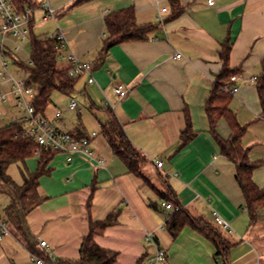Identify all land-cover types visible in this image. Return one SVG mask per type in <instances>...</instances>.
<instances>
[{
  "label": "crops",
  "instance_id": "crops-1",
  "mask_svg": "<svg viewBox=\"0 0 264 264\" xmlns=\"http://www.w3.org/2000/svg\"><path fill=\"white\" fill-rule=\"evenodd\" d=\"M32 1L37 4L31 13L32 27L39 20L38 25H46L50 30L43 36L61 32L67 47L60 54L72 53L79 60L92 63L94 82L88 83L82 76L75 84V97L80 102L77 112L80 115L86 106L94 116L98 113L102 117L97 119L99 132L93 147L95 154L103 158V166L95 167L80 156L69 160L65 154H55L48 164L50 174L39 180V193L47 197L44 202L63 197L61 208L70 209L75 204L74 214L85 215L87 228V199L97 189H111L103 205L91 203L90 217L98 221L109 214L117 216L115 225L108 227L105 234L118 229L127 244L136 246L133 264L141 256H152L157 248L165 251L161 264H205L203 255L207 263L211 257L217 262L212 243L200 232L191 227L187 230V226L172 239L159 228L173 211L163 209L160 203L168 202L165 197H172L191 217L213 224L231 244L227 262L223 264H264L256 245L264 236V209L251 224L235 181L234 166L220 155L209 133L204 110L215 76L221 70L219 51L228 38L229 66L238 68V79L234 82L238 91L232 94L229 107L238 123L246 125L241 144L248 148L249 159L262 161L253 171L252 179L258 187H264V118H260L256 83L249 81L257 80L264 71V0H213L212 5L208 0H90L73 7L70 6L74 0ZM45 3L53 17L43 20ZM126 8L133 9L137 26L152 25L153 29L144 41L112 46L99 62L98 53L106 37L104 17ZM162 8L166 11L161 12ZM5 47L12 54L9 51L12 44ZM60 59L63 64L60 69L69 67L66 60ZM118 83L128 90L123 99L113 93V86ZM105 98L128 140L147 160L142 166V178L127 171L101 135L100 122L105 120L107 109ZM54 113L47 114L46 109L45 116L53 119ZM187 116L193 138L180 148V134ZM69 131L77 136L88 134L81 122ZM215 131L222 139L231 134L224 119L217 122ZM99 138L107 150L98 143ZM155 161H161L162 167L156 168ZM24 166L27 172H34L38 157L28 158ZM0 192L8 197L3 208L5 215L11 200L10 188L0 184ZM214 211L228 224L226 232L214 224ZM23 225L27 227V215L22 226L8 228L15 240L18 235L26 237ZM56 228L47 231L54 232ZM81 232L80 242L87 229ZM146 233L154 234L155 244L145 242ZM44 234L42 230L35 231L32 243L42 251L38 241H46L51 251L52 242ZM140 236L144 245L139 243ZM182 237L190 243L184 246ZM28 242L24 240L22 247L34 263L26 248ZM104 248L116 251L106 245Z\"/></svg>",
  "mask_w": 264,
  "mask_h": 264
},
{
  "label": "trees",
  "instance_id": "trees-1",
  "mask_svg": "<svg viewBox=\"0 0 264 264\" xmlns=\"http://www.w3.org/2000/svg\"><path fill=\"white\" fill-rule=\"evenodd\" d=\"M12 1L19 13H24L26 10L32 12L37 5L32 0ZM88 1L90 0H74L70 7ZM103 21L106 37L103 39L98 53L99 62L103 61L105 54L112 46L125 42L144 41L147 39V34L153 29L152 25L137 26L132 8L111 12L104 17ZM32 24L31 14L28 24L30 37L28 65H24L9 53L7 55L11 56L13 62L26 73L27 85L33 87L36 91L31 101L32 106L37 113L45 116L46 109L52 103L53 93L59 92L68 97L72 96L79 77L69 76L66 72L68 67L58 68L59 41L49 35L35 36L32 32ZM230 49L231 43L227 38L219 51L221 70L215 76L204 104V110L209 123V133L220 155L234 166L235 181L243 195L249 221L253 224L257 219L258 212L264 209V187H258L252 179L253 171L262 164V161H251L249 159L248 148L243 147L241 144L246 125L238 123L235 114L229 107L232 94L225 91L224 85L232 84L231 77L238 73V68H230L229 66ZM256 91L261 109L260 118H264V71L257 79ZM106 108V118L100 122L101 135L106 139L113 155L123 162L127 171L142 178V166L147 160L128 140L114 113L107 106ZM220 119L226 121L231 131L228 139L220 138L215 131V126ZM180 138V148L187 145L193 138V130L188 116ZM36 149V144L23 134L19 123H9L0 127V184L10 188L11 200L5 209V218L11 222L12 226H22L24 217L47 199L46 196L39 193V180L41 177L50 174L51 168L48 167V164L57 153L40 151L38 168L34 173H29L25 169V161L34 156V150ZM14 163H18L22 169L23 183L21 185L14 183L6 173L8 166ZM91 189L94 190V185ZM91 195L87 199L85 208L87 232L81 239L76 260H52L43 250L40 251L33 243L28 242L26 248L30 254L41 258L45 264H115L118 252L99 246L95 238L102 236L108 227L115 225L117 216L109 214L103 220L93 221L90 217ZM165 199L173 209L164 223L168 235L175 239L183 228L191 227L212 243L215 249L214 257L218 261L227 262L231 244L218 232L216 227L201 218L191 217L172 197H165ZM143 258L144 256L139 257L135 264H142Z\"/></svg>",
  "mask_w": 264,
  "mask_h": 264
},
{
  "label": "rangeland",
  "instance_id": "rangeland-1",
  "mask_svg": "<svg viewBox=\"0 0 264 264\" xmlns=\"http://www.w3.org/2000/svg\"><path fill=\"white\" fill-rule=\"evenodd\" d=\"M38 24L39 20H37L32 27V32L35 36H43L44 34H46V32L48 33L50 31L46 28V25L44 27H41ZM49 26L51 25L49 24ZM50 34L52 33H49L47 35ZM4 44L10 46L12 44V41H10V39H7L4 41ZM63 53H61L60 56ZM13 55V57L15 59L18 58L21 63H23L24 65H28L30 56V37L26 38L23 43H20V49L17 52H14ZM60 56H58L57 58V66L59 68L63 66ZM7 63V71L12 77L20 80L26 79V73L22 70V68L16 65L13 60H11V58H7ZM0 94H4L6 98L4 101L0 100L1 127L11 123L13 120H18L21 117L22 112H20L16 107L14 96L10 93L9 84L2 82L1 77ZM76 94L77 93L74 92L72 96H76ZM79 101H81V99H79ZM68 102V96H65L61 93H54L52 103L47 108V114H53L55 110L61 112L64 123L67 125V130H73L75 126L79 122H81L88 134L92 132H99L97 119L102 120V117H100L98 113H96L94 116V114H92L88 109H86V106H84L85 108L81 109V113L79 115L77 110L71 111L68 109ZM97 141L98 143L103 144V148L107 150L104 145L103 139L99 138ZM6 173L15 183H22V169L18 163L10 164L6 170ZM41 183H43V180L40 181V185ZM110 193H112L111 189H97L91 195V203L96 206L103 205ZM62 200H65V198L62 197L59 199H54L49 203L44 202L36 209L32 210V212L27 214V227L23 225V233L24 235H26L25 238L22 235H18V237L16 238L17 240H15V238H13L10 234L2 237V239L0 240V264H34L31 261L29 254L22 247V243L24 242V240H28L32 243L35 231L38 230H42L45 233L43 237L46 239H50V241L52 242L53 249L49 252V255L52 256L53 260L57 259L73 261L77 259V251L80 243L79 239L82 233L81 231H85L87 229L85 224V215L74 214L75 204L73 205V208L71 207L70 209L66 207L61 208L60 204L63 203L61 202ZM7 203L8 197L4 193L0 192V221L5 222L8 228L12 230L13 227L11 222L7 221L5 215L3 214V208ZM56 226L57 228L54 230V232L47 231L48 228ZM82 226L84 227V230H82ZM220 228L222 231L226 232L224 228ZM162 229L163 232H166L164 227ZM187 230H190L189 227L187 228ZM104 234L105 232L103 233V235ZM120 234L121 232L117 229V231H113V233H106L102 239H96V242L99 245L101 244L100 246L102 247L106 245L107 247H112V249L118 251L117 262L115 264H133L136 257V246L134 244H127L125 238ZM139 239V243L141 245H144L145 242L143 241V236H140ZM182 241L184 246L190 243V240L186 237H182ZM256 245L258 250H261L264 257V236L261 237L260 243ZM201 258H203L202 261H206L205 264H223L218 260L217 262H214L212 257L209 263H207L208 261L204 257V255L201 256Z\"/></svg>",
  "mask_w": 264,
  "mask_h": 264
},
{
  "label": "built area",
  "instance_id": "built-area-1",
  "mask_svg": "<svg viewBox=\"0 0 264 264\" xmlns=\"http://www.w3.org/2000/svg\"><path fill=\"white\" fill-rule=\"evenodd\" d=\"M208 4L212 5L213 0H208ZM46 8L43 20L53 17V12L47 8V4H43ZM166 8H162L161 12H165ZM31 10H26L24 13H19L12 0H0V77L2 82L8 83L10 87V93L14 96L16 107L20 110L21 117L18 120H13L11 123L17 122L22 128L23 134L31 139L37 146L34 150V156H39L40 151H53L56 153L65 154L70 160L71 157L80 156L89 160L95 167L103 166L104 160L102 157L95 154L93 147V140L98 136L96 132H92L82 137H77L75 134L66 129L65 123L62 122L61 112L56 111L53 115V119H48L37 113L32 106V99L34 98L36 91L33 87L27 85L26 79H15L7 71V58L11 56L7 55L9 52L5 47L4 41L10 39L12 43L9 51L13 54L20 49V43H23L29 36V16ZM59 41L60 51L67 47L64 35L61 32H56L49 35ZM17 42V43H16ZM62 59L69 63V67L66 72L72 77L87 78L88 83H93L92 77V63L88 61L79 60L74 54L69 53L64 56H60ZM176 57H179L177 54ZM12 60V58H11ZM238 79V75L231 77L232 84H225V91L230 94H235L238 91V87L234 85V82ZM251 83H256L255 78H250ZM113 93L118 99H123L127 96V88L121 84H115L113 86ZM5 95L0 94V100L4 101ZM110 102L105 98L104 106L111 107ZM68 109L71 111L79 110V103L75 96L69 97ZM156 168L162 167L161 161H155ZM160 207L169 211L172 210L171 204L162 201ZM213 221L216 226H221L228 229V224L214 211ZM165 221L159 226L164 227ZM9 234L8 226L5 222L0 221V240L3 236ZM146 243L155 244L154 234L146 233L144 236ZM39 247L53 260L49 255L50 247L46 241L39 240ZM35 264H45L44 261L36 256L32 257ZM165 260V251L157 248L152 256H147L143 259L142 264H159Z\"/></svg>",
  "mask_w": 264,
  "mask_h": 264
}]
</instances>
